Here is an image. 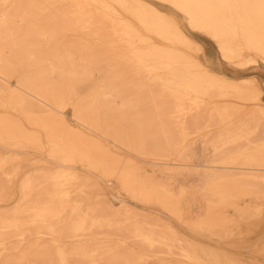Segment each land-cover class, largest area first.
<instances>
[{"label":"bare ground","instance_id":"1","mask_svg":"<svg viewBox=\"0 0 264 264\" xmlns=\"http://www.w3.org/2000/svg\"><path fill=\"white\" fill-rule=\"evenodd\" d=\"M263 72L264 0H0V264H264Z\"/></svg>","mask_w":264,"mask_h":264},{"label":"rangeland","instance_id":"2","mask_svg":"<svg viewBox=\"0 0 264 264\" xmlns=\"http://www.w3.org/2000/svg\"><path fill=\"white\" fill-rule=\"evenodd\" d=\"M196 154H197V156H196V158H198V159H202V156H203V154L204 153H202V152H200L199 150H196ZM198 161H196V160H192L191 161V163H194V164H196ZM162 176V179H164V180H170L169 178V176H167V174L166 173H163V174H161ZM185 177H186V174H185ZM190 177V176H189ZM191 178V177H190ZM190 178H188L187 179V177H186V180L183 182V183H185L187 186H189V184L190 183H192V182H196V180H192V178H191V180H190ZM171 180H172V178H171ZM170 180V181H171ZM187 182V183H186ZM113 193V192H112ZM111 202L113 203V204H116L118 201L117 200H114V199H111ZM227 243V242H226ZM222 246H224V244L222 243ZM229 247V246H228ZM232 248H234V247H232ZM231 247H230V249H232Z\"/></svg>","mask_w":264,"mask_h":264},{"label":"crops","instance_id":"3","mask_svg":"<svg viewBox=\"0 0 264 264\" xmlns=\"http://www.w3.org/2000/svg\"><path fill=\"white\" fill-rule=\"evenodd\" d=\"M224 73H228L226 75H231L229 72H227V70L224 71ZM264 77V72L261 74ZM262 98L264 99V89H263V93H262Z\"/></svg>","mask_w":264,"mask_h":264}]
</instances>
